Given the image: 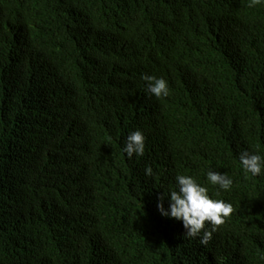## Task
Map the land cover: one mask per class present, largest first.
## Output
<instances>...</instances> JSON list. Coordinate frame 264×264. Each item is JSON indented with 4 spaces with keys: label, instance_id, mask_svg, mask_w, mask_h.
I'll return each instance as SVG.
<instances>
[{
    "label": "trees",
    "instance_id": "trees-1",
    "mask_svg": "<svg viewBox=\"0 0 264 264\" xmlns=\"http://www.w3.org/2000/svg\"><path fill=\"white\" fill-rule=\"evenodd\" d=\"M245 149L264 156V2L0 0V264H264ZM210 169L233 211L204 246L156 205L177 174L213 196Z\"/></svg>",
    "mask_w": 264,
    "mask_h": 264
},
{
    "label": "clouds",
    "instance_id": "clouds-1",
    "mask_svg": "<svg viewBox=\"0 0 264 264\" xmlns=\"http://www.w3.org/2000/svg\"><path fill=\"white\" fill-rule=\"evenodd\" d=\"M264 0H249V7L255 6ZM145 81V91L157 99L167 97L170 94L169 86L162 77L142 75ZM123 151L131 159L133 155L141 157L145 153V136L139 129L129 132L124 143ZM239 162L244 173L253 177L264 175V156L257 151L249 152L247 149L239 153ZM145 175L152 176L151 166L145 167ZM206 179L209 184L216 186L217 191L213 196L209 195L206 186L197 181L195 177L187 174H177L175 187L167 190L157 199V210L164 216L175 218L182 222L185 238H199L201 245L207 246L212 239V233L230 217L232 204L223 199L214 198L219 196L220 191H229L233 180L226 173L216 170H208ZM165 197L168 206L165 207ZM208 225L209 227H206Z\"/></svg>",
    "mask_w": 264,
    "mask_h": 264
}]
</instances>
